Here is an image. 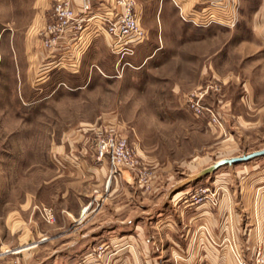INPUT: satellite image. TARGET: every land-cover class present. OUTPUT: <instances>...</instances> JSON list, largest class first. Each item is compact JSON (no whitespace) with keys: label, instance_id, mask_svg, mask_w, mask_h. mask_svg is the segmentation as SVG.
<instances>
[{"label":"rangeland","instance_id":"obj_1","mask_svg":"<svg viewBox=\"0 0 264 264\" xmlns=\"http://www.w3.org/2000/svg\"><path fill=\"white\" fill-rule=\"evenodd\" d=\"M228 1L234 25L183 20L176 0H134L148 35L132 55L114 54L104 37L84 32L82 45L63 44L44 61L37 56L39 32L51 23L55 1L0 0V229H19L0 231L11 240L23 230L25 242L56 237L24 264H55L48 259L54 250L57 264L82 252L100 261L122 250L116 239L123 234L133 236L130 264H146L163 249L161 232L151 227L162 209L152 210L147 200L154 171L138 155L151 174L148 187L126 171L106 185L107 164L91 156L105 130L132 145L133 137L147 140L143 151L163 149L166 198L191 189L189 202L210 204L215 192L216 207L231 205L237 230L249 223L251 245L264 247V221L253 207L264 193V156L231 163L264 149V0L223 5ZM206 87H212L206 105L222 127L186 108L187 95ZM128 186L130 198L120 190ZM103 235L111 241H101ZM245 239H229L227 264H239Z\"/></svg>","mask_w":264,"mask_h":264},{"label":"crops","instance_id":"obj_2","mask_svg":"<svg viewBox=\"0 0 264 264\" xmlns=\"http://www.w3.org/2000/svg\"><path fill=\"white\" fill-rule=\"evenodd\" d=\"M113 1L114 0H92V13H104ZM176 3L180 5L179 7H181L184 15L196 14L197 10L202 5L201 0H176ZM73 6L78 9L80 7V0H73ZM138 13L140 15L141 25L146 30L142 23L141 14L139 11ZM50 17L51 16L49 13L48 19L51 21ZM98 28L100 27H97L95 23H90L88 25V29L85 31V35H90V33L94 35V32ZM42 31L43 30L41 29V31L39 32L40 44L38 46L39 49L37 50V56L40 58L44 57L45 61L48 59H52V56L50 55L54 52H52L51 50L43 49L41 34ZM101 36L108 41V44L110 43L109 38L106 35L102 33ZM22 52L24 53V56L27 53H30V46L24 45ZM35 55H32L33 58ZM37 65L38 61L34 59V62H32L33 69H36ZM51 65L52 64L50 62H47L48 67ZM49 70L53 69L49 67ZM130 129L133 130V128ZM152 130V128H144V132H147V134L150 135L152 134ZM135 138L136 137H133L132 139V142L135 145H133L135 153L137 154V156L139 155V157L141 155L142 162H144V164L147 165L149 169L154 171L152 177L153 188H151L149 192L152 197L149 198L150 195L147 194V200H151L152 203L150 208L152 210L156 208L162 209L161 219L155 220L151 227L161 232V235L163 237V249L157 255L156 253L151 252L150 256L145 261L146 264H164V261H174V264H227V242L230 238L236 239L238 243L239 241H241V239L246 238V245L243 246L244 249L246 247L251 249L256 244H258L255 243L251 245L250 234L253 229H247L249 223L245 224L243 228H240V230H237L238 227L236 225V222H238L239 220L234 221L231 215V211L233 208L231 205L221 203L218 207H212L208 202L200 205L193 204L186 198V195L191 192V189L179 192L171 198H166L169 195V191H167L168 189H164L165 178L163 173L166 171L165 169L168 162L167 154H164L163 149H160V147L158 146L157 148L152 146L150 149H146L147 151H143V148H147V140L145 142L143 140L135 142ZM82 142L84 153L88 154L90 150L88 148L89 143H86L87 146H85V141ZM148 147L150 146L148 145ZM79 153L82 152L80 151ZM81 156L85 157L84 154H81ZM91 156L93 157L92 153ZM80 161L81 162L79 167L82 169L84 161H82L81 158ZM102 163L103 164H101L100 167H105V162ZM116 179H118V176L116 177ZM131 179L133 180L132 177ZM125 182L127 185L132 184L127 180H125ZM129 186L126 189L121 187L120 190L122 192L125 191L126 194L128 193V196L130 198L131 189L129 188ZM259 195V200L253 207L256 208L257 212H261L258 214H260V218L264 221V193H262V195L260 193ZM128 208L129 211L132 212L131 207L128 206ZM85 210L86 209H84V211ZM137 221L138 220L136 219H132L129 223H134L135 227ZM124 222L125 221H121L120 223L124 224ZM18 227L20 228V226H17V228ZM34 229H36V227H34ZM18 230L12 231V229L9 228V225H4L2 231H6L7 233L9 232L11 235H13L15 234V232L18 234ZM0 233V264L28 263L34 258L35 255L40 254L42 249L41 247H43L47 242L53 241V238H56L50 237L49 239H46L39 238L38 236L35 238L29 237L25 242V240L23 239L24 235H22L23 230L19 233L18 236L11 238V240H8L7 238L5 239L3 237L4 233H2L1 231ZM129 238H133V236L126 234L120 235L118 239H116V242L122 246V250L118 253L112 254L111 256H109L110 253H108L107 255L99 256L100 261L94 259L90 260V258L95 255L94 252H82L75 257L65 256L61 259L60 264H105L106 260L116 261L117 264H127L124 262H128V258H131L130 255L132 248ZM111 239L112 237H110L109 235H103L101 241L109 242L111 241ZM10 245H14V248H12L11 250L9 249ZM56 257L57 254L55 250L52 251V253H48V259L53 258V262L55 264H57ZM134 264H136V261H134Z\"/></svg>","mask_w":264,"mask_h":264},{"label":"built area","instance_id":"obj_3","mask_svg":"<svg viewBox=\"0 0 264 264\" xmlns=\"http://www.w3.org/2000/svg\"><path fill=\"white\" fill-rule=\"evenodd\" d=\"M207 1L201 0L202 5ZM222 1L210 0V5L196 14L184 15L180 9L181 18L195 21L205 19L206 24L216 22L218 19L234 25L235 6L230 1L223 5ZM216 9L219 11L216 12ZM90 23H95L97 27H100L94 35L96 37L101 36L102 33L106 35L110 41L111 51L122 56L132 55L135 48L142 44L148 35L141 25L134 0H114L102 14L92 13V0H80L78 9L73 6V0H55L51 23L41 32L43 49L54 52L62 48L63 44L80 43V41L82 45L83 33ZM80 44L77 49L81 47ZM210 88L212 87L197 89L189 93L185 105L195 117L205 118L211 124L222 127L218 114L206 105ZM104 132L100 131L98 134L92 155L97 161L107 164L106 185L126 171L138 184H146L148 187L151 176L149 169L141 163L128 138L117 135L113 130ZM216 196L215 192L210 195L212 207L218 204ZM239 264H264V247L261 244H256L251 249L246 247L239 256Z\"/></svg>","mask_w":264,"mask_h":264},{"label":"water","instance_id":"obj_4","mask_svg":"<svg viewBox=\"0 0 264 264\" xmlns=\"http://www.w3.org/2000/svg\"><path fill=\"white\" fill-rule=\"evenodd\" d=\"M261 156H264V149L261 150V151L254 152V153L249 154V155H245V156H243L241 158H237L234 161H232L231 163L247 162V161H250V160H252L254 158L261 157Z\"/></svg>","mask_w":264,"mask_h":264}]
</instances>
